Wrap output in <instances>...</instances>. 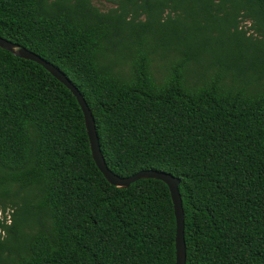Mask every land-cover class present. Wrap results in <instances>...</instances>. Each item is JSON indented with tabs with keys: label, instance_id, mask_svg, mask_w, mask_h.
<instances>
[{
	"label": "trees",
	"instance_id": "trees-1",
	"mask_svg": "<svg viewBox=\"0 0 264 264\" xmlns=\"http://www.w3.org/2000/svg\"><path fill=\"white\" fill-rule=\"evenodd\" d=\"M103 1L0 0V37L77 88L112 173L179 180L185 264H264V0ZM175 228L164 183L109 185L71 92L0 49V264H175Z\"/></svg>",
	"mask_w": 264,
	"mask_h": 264
},
{
	"label": "water",
	"instance_id": "water-1",
	"mask_svg": "<svg viewBox=\"0 0 264 264\" xmlns=\"http://www.w3.org/2000/svg\"><path fill=\"white\" fill-rule=\"evenodd\" d=\"M0 49L8 51L11 55L35 62L36 64L42 66L52 77L58 80L61 84H63L73 95L80 111H82L84 117V124L86 133L89 141V148L91 152L92 159L101 172L107 183L116 188H126L131 183H134L139 180H158L164 183L166 186L168 193L171 197V201L173 204L174 216H175V264H185L186 259V251H185V242H184V214L183 207L180 194H178L177 186L179 184V180L172 175L159 172L155 170L147 171H139L136 174H133L129 177H119L112 173L102 156L99 141L95 129L94 119L91 112L88 110L82 95L74 87L71 82L66 78V76L59 71L52 64L44 61L38 55L26 50L25 48H21L3 38L0 37Z\"/></svg>",
	"mask_w": 264,
	"mask_h": 264
},
{
	"label": "rangeland",
	"instance_id": "rangeland-1",
	"mask_svg": "<svg viewBox=\"0 0 264 264\" xmlns=\"http://www.w3.org/2000/svg\"><path fill=\"white\" fill-rule=\"evenodd\" d=\"M93 3L99 7L101 10L105 11L106 9L110 8L112 5L108 2L105 1H97V0H93ZM247 24V23H246Z\"/></svg>",
	"mask_w": 264,
	"mask_h": 264
}]
</instances>
